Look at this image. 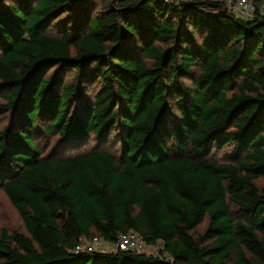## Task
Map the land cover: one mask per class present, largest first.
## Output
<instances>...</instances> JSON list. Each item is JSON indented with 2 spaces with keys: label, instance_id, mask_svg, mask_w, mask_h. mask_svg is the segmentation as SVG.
<instances>
[{
  "label": "trees",
  "instance_id": "1",
  "mask_svg": "<svg viewBox=\"0 0 264 264\" xmlns=\"http://www.w3.org/2000/svg\"><path fill=\"white\" fill-rule=\"evenodd\" d=\"M225 1L0 0V188L24 228H0V264H264V0ZM112 131L116 153L35 139ZM129 231L160 256L74 252Z\"/></svg>",
  "mask_w": 264,
  "mask_h": 264
},
{
  "label": "rangeland",
  "instance_id": "2",
  "mask_svg": "<svg viewBox=\"0 0 264 264\" xmlns=\"http://www.w3.org/2000/svg\"><path fill=\"white\" fill-rule=\"evenodd\" d=\"M95 1H96L95 12H97L100 9L103 0H95ZM194 1L202 2L204 0H194ZM50 71L48 74L51 73ZM72 76H73L72 71H68V73L64 77V80L66 82H69L72 80ZM186 83L190 84L191 81L188 79L186 80ZM99 86L100 84L96 83L93 86L86 87V90H88V96L93 94L99 88ZM4 91L5 88L0 82V101L2 102H3L2 95ZM11 122H12V116H10V114L8 113L0 114V129L9 126ZM115 136H116V131H112L111 135H109V137L102 144H98L97 139L94 136H90L86 141V143L74 148L66 147L64 145L60 147V139L58 135L41 134L38 135L35 139L38 142V146L42 156L49 155L54 150L56 151L53 153L56 155L59 154L60 156H73L82 152L90 151L95 147H101L112 153H116L118 149V143H116L117 141ZM231 150H232L231 146H225L219 150L213 151V154L216 158H221L223 157V155L229 154ZM257 184L260 187H264V178L258 179ZM235 216L239 217L240 214L235 213ZM206 223H207V219H205L204 222L197 228L198 233L204 229ZM0 228L5 229L8 233L24 232L22 221L16 209L11 205V203L9 202V200L7 199L6 195L3 193L1 188H0Z\"/></svg>",
  "mask_w": 264,
  "mask_h": 264
},
{
  "label": "built area",
  "instance_id": "3",
  "mask_svg": "<svg viewBox=\"0 0 264 264\" xmlns=\"http://www.w3.org/2000/svg\"><path fill=\"white\" fill-rule=\"evenodd\" d=\"M172 4L191 2L193 0H165ZM256 0H226L225 5L229 12L242 20L253 18L255 13ZM163 249L160 241L156 243H147L135 231L119 233L113 242H108L99 236H92L89 239H81L75 246V253H109L117 250L132 251L137 253H147L154 256H160Z\"/></svg>",
  "mask_w": 264,
  "mask_h": 264
}]
</instances>
